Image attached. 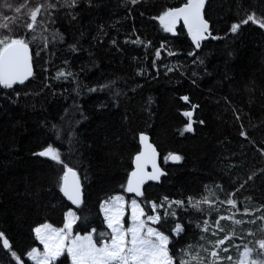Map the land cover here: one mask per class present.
Instances as JSON below:
<instances>
[{"label": "trees", "instance_id": "obj_1", "mask_svg": "<svg viewBox=\"0 0 264 264\" xmlns=\"http://www.w3.org/2000/svg\"><path fill=\"white\" fill-rule=\"evenodd\" d=\"M184 2L141 0L133 8L125 0H94L89 8L81 0L77 18L61 19L56 25L66 43L57 41L39 57L34 49L31 80L14 85L15 91L0 89V230L18 253L40 249L32 228L45 222L63 227L68 210L88 218L87 225L78 221L79 226H73L74 234L83 235L93 227L103 231L100 202L115 194L132 197L123 186L139 151L140 133L150 137L166 173L158 184L144 187L147 200L159 202L167 196L187 201L206 195L215 199L220 188L214 185L240 189L256 173L240 189L237 200L241 209L245 202L252 209L264 203V175L260 174L264 170L260 151L264 148V29L249 22L241 25L238 34L229 31L232 23L249 13L264 18V0H206L202 12L218 39L201 41L199 49L182 25H177L175 34L168 33L153 19ZM137 36L151 47L132 43ZM162 43L166 48L156 69L151 60ZM70 44L76 45L75 51ZM168 50L176 55L168 56ZM188 52L195 55L189 57ZM197 56L202 64L193 63ZM165 66L179 70L167 72ZM58 69L73 75L54 79ZM110 81L121 93L118 97L112 89L99 90ZM182 96L189 97L188 104ZM184 111L193 112L190 133L183 132ZM68 121H79L75 127L82 147L69 161L81 179L79 207H72L58 192L52 163L33 155L51 143L69 159L68 146H61L52 131L53 124ZM241 131L248 139L241 137ZM169 154L182 159L164 163ZM145 197L136 198L142 206ZM220 207L222 215L230 214L226 204ZM146 211L150 214V208ZM196 215L193 211L194 219ZM182 219L187 224L189 217ZM222 224L227 230L233 228L231 221ZM250 228L236 226L237 237L245 238L234 244L251 241L245 235ZM189 231L198 230L193 224ZM183 246L177 245L176 251ZM230 254L238 256L235 248ZM8 258L0 251V264H7Z\"/></svg>", "mask_w": 264, "mask_h": 264}, {"label": "snow or ice", "instance_id": "obj_2", "mask_svg": "<svg viewBox=\"0 0 264 264\" xmlns=\"http://www.w3.org/2000/svg\"><path fill=\"white\" fill-rule=\"evenodd\" d=\"M140 2L141 0H125V3H130L133 8ZM84 3L89 8L94 6V0H84ZM205 4L206 0H186L178 7L166 8L153 19L158 20L164 32L173 34L177 23L182 20L192 44L199 49L201 41L209 37L218 39L212 35L210 24L202 13ZM80 7L81 0H63V3L60 0H0V89L15 91L14 85H24L25 81L29 80L33 75L34 49L35 56L39 57L54 48L57 41L66 43L56 25L61 19H76ZM249 22L264 29V18H257L255 13H249L239 23H232L229 31L238 34L241 25H247ZM131 42L146 49L151 47L138 36ZM69 48L75 51L76 45L70 44ZM165 48L166 45L162 43L155 49L151 60L153 68H159L158 62ZM167 55L176 54L168 50ZM194 55V52H188L189 57ZM197 61L203 63L198 56L193 63ZM165 67L167 72L179 70ZM181 74L183 75V72ZM72 75L73 73L66 69H58L54 79H68ZM73 82L78 84V81ZM114 84V81L102 84L99 90L112 89L113 94L118 97L121 93L114 89ZM97 90L89 89L92 92ZM180 99L186 103L189 101L188 96H182ZM196 107L197 105H192L193 109ZM81 115L83 116L82 113ZM183 116L187 118L183 132L190 133L194 130L193 112L184 111ZM236 119L239 120L240 117L237 116ZM78 123L79 121H68L59 126L52 125L53 134L61 146H68L69 159H65L61 151L51 143L33 153L60 166L55 181L58 192L77 207L82 204V184L77 169L69 161L82 147L75 127ZM200 123L203 124L204 121L201 120ZM240 135L248 139L245 131H241ZM147 141L148 137L140 133V150L132 158V171L128 173L126 185L123 186L124 192L134 194L135 197H145L142 185L146 180L159 181L164 175L157 166L156 150ZM260 151L264 155V148ZM166 159L180 161L182 158L169 154ZM149 165L151 172L146 170ZM260 174L264 175V170ZM255 176L256 173L249 175L244 184L254 180ZM244 184L240 185V189ZM213 187L220 188V193L215 194V199L212 195L195 200L188 197L187 201L170 200L164 196L157 202L145 197L146 206H142L137 199H132L128 205L123 195L115 194L102 200L99 205L103 231L98 232L93 227L83 235L79 232L74 234L73 226H79L78 221L87 225L88 218L68 210L64 213L63 227L57 228L45 222L32 228L34 238L42 245L43 251L38 247H31L26 253H18L11 239L2 230L0 251L9 257L7 264H28V261L32 264H264V203L252 209L245 202L241 209L237 200L240 189L233 188L229 191L219 185ZM225 204L230 210L228 215L221 214L224 209L220 206ZM126 207H130L127 227L123 221ZM146 207L150 208V214ZM193 211L197 214L195 219L192 217ZM183 216L189 217L187 224L183 223ZM238 216L240 218H237ZM223 221H231L233 228L225 229ZM193 224L198 231H189ZM244 225L251 226L245 235L252 237V240L243 245L234 244V240L245 238L244 235L237 237L235 227ZM210 231L211 237L208 235ZM177 245L184 246L177 252ZM233 248L238 253L236 258L230 254Z\"/></svg>", "mask_w": 264, "mask_h": 264}, {"label": "water", "instance_id": "obj_3", "mask_svg": "<svg viewBox=\"0 0 264 264\" xmlns=\"http://www.w3.org/2000/svg\"><path fill=\"white\" fill-rule=\"evenodd\" d=\"M203 13V12H202ZM178 23H180L181 25H182V27L184 28V25H183V21L181 20V21H179ZM184 30H185V32L187 33V30H186V28H184ZM211 37H209L208 39H206V40H203V41H208L209 39H210ZM34 70V68L32 69V71ZM31 78H32V76L31 77H29V80H27V81H25V84L26 83H28L30 80H31ZM17 85H19V84H17ZM182 102L184 103V104H188V102L186 103L185 101H183L182 100ZM144 134V133H143ZM140 135V134H139ZM147 137H148V143H150V144H152V146L155 148V150H156V153H157V156H156V162H157V166L161 169V171L164 173V175L163 176H161L160 177V180L166 175V173H165V171H164V169H163V166L161 165V162H160V153L157 151V149H156V147L153 145V143L151 142V140H150V137L147 135V134H145ZM138 143H139V136H138ZM139 150H140V143H139ZM177 155V154H176ZM135 156V155H134ZM169 156V155H168ZM167 156V157H168ZM166 161H167V163L168 164H177L178 163V161H172V160H170V159H166ZM148 172H151V165H149L148 167H147V169H146ZM132 171V170H131ZM160 180L159 181H151V180H146L145 181V183L142 185V191H143V189H144V187L146 186V185H148V184H150V183H152V184H158L159 182H160ZM131 196L132 197H134V198H137V197H135V195L134 194H131ZM66 199V198H65ZM82 200H83V196H82ZM66 201L72 206V207H77V206H75V205H72L71 204V202L70 201H68L67 199H66Z\"/></svg>", "mask_w": 264, "mask_h": 264}, {"label": "rangeland", "instance_id": "obj_4", "mask_svg": "<svg viewBox=\"0 0 264 264\" xmlns=\"http://www.w3.org/2000/svg\"><path fill=\"white\" fill-rule=\"evenodd\" d=\"M180 24V23H179ZM181 25V24H180ZM176 28H177V25H176ZM176 30V29H175ZM167 157V156H166ZM166 157L164 158V160H163V162L164 163H167V161H166ZM65 158V157H64ZM44 159H46L47 160V158H44ZM66 159V158H65ZM49 161V160H48ZM49 162H51L52 163V165L55 167V170H56V174H57V171H58V169H59V167L60 166H58V165H55V163L54 162H52V161H49ZM120 195V194H119ZM124 196V195H123ZM125 197V196H124ZM132 199H136V198H134V197H131V198H126L125 197V200L127 201V203H128V205H130V201L132 200ZM138 201V200H137ZM139 202V201H138ZM72 211H74V210H72ZM130 217V207H126V209H125V213H124V217H123V221H124V226L125 227H127L128 226V218Z\"/></svg>", "mask_w": 264, "mask_h": 264}, {"label": "crops", "instance_id": "obj_5", "mask_svg": "<svg viewBox=\"0 0 264 264\" xmlns=\"http://www.w3.org/2000/svg\"><path fill=\"white\" fill-rule=\"evenodd\" d=\"M41 246V248L39 249L40 251H43V247H42V245H40Z\"/></svg>", "mask_w": 264, "mask_h": 264}, {"label": "flooded vegetation", "instance_id": "obj_6", "mask_svg": "<svg viewBox=\"0 0 264 264\" xmlns=\"http://www.w3.org/2000/svg\"><path fill=\"white\" fill-rule=\"evenodd\" d=\"M177 25H179V23H177Z\"/></svg>", "mask_w": 264, "mask_h": 264}]
</instances>
